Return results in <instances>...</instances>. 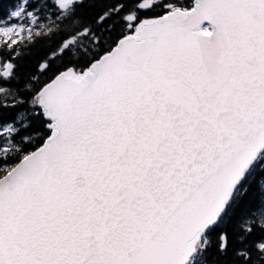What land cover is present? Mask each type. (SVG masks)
<instances>
[{
	"label": "snow or ice",
	"instance_id": "obj_1",
	"mask_svg": "<svg viewBox=\"0 0 264 264\" xmlns=\"http://www.w3.org/2000/svg\"><path fill=\"white\" fill-rule=\"evenodd\" d=\"M0 264H264V0H12Z\"/></svg>",
	"mask_w": 264,
	"mask_h": 264
},
{
	"label": "trees",
	"instance_id": "obj_2",
	"mask_svg": "<svg viewBox=\"0 0 264 264\" xmlns=\"http://www.w3.org/2000/svg\"><path fill=\"white\" fill-rule=\"evenodd\" d=\"M12 0H0V13L6 9H10Z\"/></svg>",
	"mask_w": 264,
	"mask_h": 264
}]
</instances>
